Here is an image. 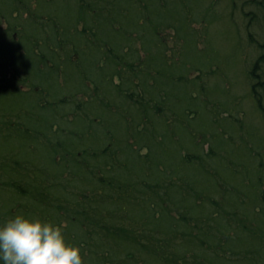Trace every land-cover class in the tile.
<instances>
[{
    "label": "trees",
    "instance_id": "trees-1",
    "mask_svg": "<svg viewBox=\"0 0 264 264\" xmlns=\"http://www.w3.org/2000/svg\"><path fill=\"white\" fill-rule=\"evenodd\" d=\"M9 1L19 2L0 0V223L59 224L84 264H264V161L240 170L249 162L233 142L248 139L218 135L220 110L203 96L209 69L179 58L191 35L171 55L158 36L164 18L189 26L194 0H72L62 10L21 0L15 12ZM37 1L44 17L31 16ZM63 10L75 14L68 39ZM251 64L264 118V53ZM229 92L217 95L227 103Z\"/></svg>",
    "mask_w": 264,
    "mask_h": 264
},
{
    "label": "rangeland",
    "instance_id": "rangeland-1",
    "mask_svg": "<svg viewBox=\"0 0 264 264\" xmlns=\"http://www.w3.org/2000/svg\"><path fill=\"white\" fill-rule=\"evenodd\" d=\"M18 1L19 2L9 1L11 5L9 9H12V12L18 10L17 7L20 6L21 0ZM202 1V4L198 3L199 0H194L192 2V10L194 6L197 10L195 19L194 15H191L189 10L185 9L186 16L184 15L183 17L188 16L190 21V23H188L189 26H185V23L180 21V18L177 16H172L169 20L165 18L161 21L159 20V22L163 24H160L161 27L157 28L163 30H159L160 34L158 36L164 41L163 43H165V47L170 55L171 52L176 51L178 49L177 46L181 44V41L178 39L179 36H187L186 38H189L191 35L190 39L187 40L193 41L192 39H194L193 43L189 41L184 42L180 51L182 55H180L179 58L183 60L185 55L184 61L189 64L188 67H190V63H192L190 60L192 61L193 58H197V63H200L201 67H203L201 70L202 76L205 75L207 73L206 70L209 69L210 75L207 78H202L204 79L203 96L208 98V100L210 99L209 101L211 104L220 110L218 113V119L220 120L217 130L218 135H221L224 140H228L229 133L248 139L245 145L242 144L241 141L233 142V144L237 146L235 148L236 158L239 156V158L244 157V159L249 162L247 167L239 164L237 166L240 170L243 168V171H245L248 170L249 165H251V169L255 166L256 156H259L261 161H264V118L259 112L255 98L252 97L250 93L249 81L245 74L246 68L251 67V63L256 57L264 53V48L261 47V45L264 44V0ZM48 4H50L51 8L58 7L59 9L60 7V10H62L64 7L63 5L67 7L68 4H72V0H51L47 5ZM55 4L58 5L55 6ZM39 6V1H37V4H33L31 12L33 18L35 15L44 17ZM176 10H178V14H180L181 9L178 8ZM68 12L70 19L67 17ZM59 14L61 23H66L61 26V34L63 36L60 35V38L65 37L68 39L70 34L69 36L64 35V31H66L64 27L67 28L68 24L75 19V14L72 13L71 10L67 12L63 10L60 11ZM64 16L67 18H64ZM112 18H114V16ZM156 21H154V23ZM166 21H168L169 27ZM0 23L5 27L6 24H4L2 17H0ZM72 24L70 26H72ZM179 24L181 25L180 32L174 30V27ZM77 27L80 29L83 25L79 24ZM33 28H35V26H33ZM48 28L50 30L47 31L51 33L52 26L49 25ZM17 31H20V28H18ZM29 35L34 38L32 33H29ZM192 35H194V37H192ZM66 48L67 47L64 49ZM194 55H196V57ZM193 70L190 73V77L198 75V72H193ZM220 86L230 90L228 94L232 99L230 98L229 101L226 100L227 103L223 101L225 96L221 97V95H217V90ZM261 101L264 103L263 99ZM223 105L227 107H222ZM23 145L22 141H20L15 144V147H22ZM207 145L205 146V150L208 149ZM217 146V143L214 142L213 148ZM4 149L6 150L7 148L5 147ZM218 152L219 154L226 153V148L223 146ZM19 174L20 173L13 174L14 181L12 183L15 182L16 184L14 183L12 186L18 185L16 179ZM19 182L21 181L19 180ZM10 184L11 182L7 185ZM237 186L240 188L239 185ZM18 204L19 203L15 204L13 211L21 208V206H19L17 209ZM19 213L18 210V214ZM173 236L175 237V235H168V237L171 238ZM164 238L167 239L166 234ZM170 249L174 251V248L170 247ZM86 255H83L84 260ZM122 259H124V261L127 260L125 257L123 258V256ZM117 264H120V262L117 261Z\"/></svg>",
    "mask_w": 264,
    "mask_h": 264
},
{
    "label": "clouds",
    "instance_id": "clouds-1",
    "mask_svg": "<svg viewBox=\"0 0 264 264\" xmlns=\"http://www.w3.org/2000/svg\"><path fill=\"white\" fill-rule=\"evenodd\" d=\"M0 264H84L59 224L16 215L0 223Z\"/></svg>",
    "mask_w": 264,
    "mask_h": 264
}]
</instances>
